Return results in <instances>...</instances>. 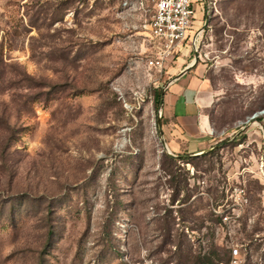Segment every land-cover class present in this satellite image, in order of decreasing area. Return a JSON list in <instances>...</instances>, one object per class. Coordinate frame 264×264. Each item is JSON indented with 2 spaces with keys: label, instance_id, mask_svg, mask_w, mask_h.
<instances>
[{
  "label": "rangeland",
  "instance_id": "obj_1",
  "mask_svg": "<svg viewBox=\"0 0 264 264\" xmlns=\"http://www.w3.org/2000/svg\"><path fill=\"white\" fill-rule=\"evenodd\" d=\"M211 2L161 69L150 0H0V264H264V0ZM196 54L217 139L173 163L155 97Z\"/></svg>",
  "mask_w": 264,
  "mask_h": 264
},
{
  "label": "crops",
  "instance_id": "obj_2",
  "mask_svg": "<svg viewBox=\"0 0 264 264\" xmlns=\"http://www.w3.org/2000/svg\"><path fill=\"white\" fill-rule=\"evenodd\" d=\"M185 51L186 48L179 55L185 56ZM194 61L181 59L179 66L169 71L171 76L160 106L162 133L174 155L200 156L209 151L217 139L210 116L217 93L206 76L205 66L193 65Z\"/></svg>",
  "mask_w": 264,
  "mask_h": 264
},
{
  "label": "built area",
  "instance_id": "obj_3",
  "mask_svg": "<svg viewBox=\"0 0 264 264\" xmlns=\"http://www.w3.org/2000/svg\"><path fill=\"white\" fill-rule=\"evenodd\" d=\"M150 1L154 9L148 28L160 50L158 59L152 61L151 65L162 69L166 60L181 54L186 47H196L198 42V37L196 38V35L201 29L195 31L197 13L193 10L194 5H200V9L204 15L207 14L208 16L213 7L211 5V0ZM159 115L162 116V113L160 112ZM260 116H264V111H261L253 118L257 119ZM233 253L237 254V251ZM235 258L236 257H234L233 264H237Z\"/></svg>",
  "mask_w": 264,
  "mask_h": 264
},
{
  "label": "trees",
  "instance_id": "obj_4",
  "mask_svg": "<svg viewBox=\"0 0 264 264\" xmlns=\"http://www.w3.org/2000/svg\"><path fill=\"white\" fill-rule=\"evenodd\" d=\"M162 101H163V93L160 91V92H158L156 94V97H155V102H154L155 103V107L156 108H160V106L162 104ZM164 158H165L166 161H171L173 163H176V162L182 161V160H186L188 162L190 161V156L187 155V154H184L183 156L178 155L177 157H173L171 155L165 154ZM170 174L173 175L172 172H170ZM173 192H174L173 193L174 194L173 195V197H174L173 198V202H176L178 194H179L180 191L179 190H177V191L175 190ZM176 250L178 251L179 256L182 259H185V261L187 260L190 264H210V263L213 264V261L208 259V257H206V256L204 258H201L200 256L195 258V257L192 256L191 253L188 254V256L187 255L185 256L182 245H177ZM193 258L195 259V261L193 260ZM217 261H219V259Z\"/></svg>",
  "mask_w": 264,
  "mask_h": 264
},
{
  "label": "water",
  "instance_id": "obj_5",
  "mask_svg": "<svg viewBox=\"0 0 264 264\" xmlns=\"http://www.w3.org/2000/svg\"><path fill=\"white\" fill-rule=\"evenodd\" d=\"M207 24H208V20H207V23H206V25L204 26V29H203V30H205V28L207 27ZM201 30H202V29H201ZM203 30H202V31H203ZM200 34H201V31L196 35V38L199 37ZM198 60H199V56L196 54L195 61H194L193 65L196 64V63H198ZM193 65H191L190 67H188V68H187L182 74H185V73H186V72H187V71H188ZM159 118L161 119L162 116L160 115ZM160 132H161V135H162V145H163L164 150L167 151L168 154H170L171 156H173V157H177L176 155H174V154L170 151V149H169V147H168V145H167V143H166V141H165V138H164V136H163V134H162L161 124H160ZM198 156H199V155H198Z\"/></svg>",
  "mask_w": 264,
  "mask_h": 264
}]
</instances>
